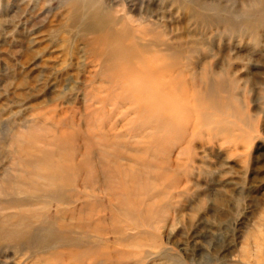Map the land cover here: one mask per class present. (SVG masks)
Wrapping results in <instances>:
<instances>
[{
	"label": "rangeland",
	"instance_id": "374dc122",
	"mask_svg": "<svg viewBox=\"0 0 264 264\" xmlns=\"http://www.w3.org/2000/svg\"><path fill=\"white\" fill-rule=\"evenodd\" d=\"M0 227V264H264V0H0Z\"/></svg>",
	"mask_w": 264,
	"mask_h": 264
},
{
	"label": "bare ground",
	"instance_id": "6f19581e",
	"mask_svg": "<svg viewBox=\"0 0 264 264\" xmlns=\"http://www.w3.org/2000/svg\"><path fill=\"white\" fill-rule=\"evenodd\" d=\"M205 6V5H204ZM97 19H100V20H103V19H106L108 16L106 15V13L104 14H98V15H96L95 16ZM111 21V20H110ZM120 21V20H119ZM108 22V21H107ZM100 23V22H99ZM116 24H118V23H116ZM120 24V23H119ZM121 25V24H120ZM122 26V25H121ZM120 27V26H119ZM118 28V27H117ZM118 30V29H117ZM117 30H114L113 28H110V30L108 29V31L104 34V37H103V39H101V40H104L105 41V44H107V46L109 47L108 48V52L107 51H104V52H102L101 53V55H103V54H105L106 55V53H107V59H106V61L108 60V58H110L111 60H113L112 61V63H111V68H113V69H116V68H121V70H123V69H125V70H128V68H129V66L130 65H128L129 63H127L128 61L130 62L131 61V59H133V57H136V56H138L137 58H138V60H139V58L141 59V60H143V58H145V56H146V54H142V55H138V53H137V55L135 56V55H132V54H135V53H133V49L132 48H130V47H128V45L127 44H123V42H122V40L120 39V37H118V33H117ZM124 30V29H123ZM121 31V30H120ZM151 32V31H150ZM121 33V32H120ZM155 33V32H154ZM129 34V33H128ZM152 34V33H151ZM127 35V34H126ZM124 37H126V36H124ZM93 39V38H92ZM96 42H98V41H96ZM91 43V42H90ZM98 44V43H97ZM123 44V45H122ZM147 48V47H146ZM170 49V48H169ZM160 54V53H159ZM168 55V54H167ZM162 57V56H161ZM164 57V56H163ZM152 58H154V56H152ZM165 58V57H164ZM110 60V61H111ZM103 63H105V62H103ZM127 63V67H126V64ZM176 63V57H174V56H172V54L171 55H168V59H166L161 65V68H158L157 70H155L154 68H151L150 70L152 71V73L153 72H161V71H163L164 69L166 70V69H168V67L169 68H173L174 69V64ZM129 69H131V68H129ZM155 72V73H156ZM170 72V71H169ZM172 75H173V73H172ZM174 76V75H173ZM185 76V75H184ZM177 84V83H176ZM182 101V100H181ZM75 135V134H74ZM61 157H63V156H61ZM62 168V166H59V165H57V164H55V165H53V164H51L50 166H46V172L44 173V176H45V178H50V179H52L53 180V178H57L59 175H65L66 173H67V168H65V169H61ZM55 188H57V189H59V187L58 186H54ZM53 188V187H52ZM4 191H5V189H4ZM42 191V190H41ZM53 191H57L56 189H52V190H49V191H47V194H49L50 196H52L53 195ZM7 192V191H6ZM15 194V193H14ZM56 196L57 195H59L60 196V193H57V194H55ZM59 198V197H58ZM59 200V199H58ZM16 202V201H15ZM11 203V202H10ZM14 205H15V203H14ZM28 226H29V228H28ZM26 228H25V231H26V235H28L29 237H33V235L36 233V231L33 229V226H31V225H26L25 226ZM62 228L61 229H58L59 231V233L61 232V234H70V230L71 229H69V228H67L66 226H61ZM1 229H3L2 227H0ZM6 232L7 230L6 229H4V230H2L1 232ZM1 232H0V234H1ZM12 231L11 230H8V233L6 234V233H4V234H6V235H9V237H11L12 238ZM14 235V234H13ZM18 236H20L21 237V235L22 236H24L22 233H19V234H17ZM14 237V236H13ZM28 237V238H29ZM6 238H7V236H6ZM16 238H17V236H16ZM22 238V237H21ZM13 239V238H12ZM15 239V238H14ZM13 239V240H14ZM18 239V238H17ZM40 239V238H39ZM63 239V238H62ZM75 239H78V237L77 238H74L73 236H72V241H74V243H76L77 245L79 244V242L81 241V240H75ZM19 241H20V239H19ZM18 241V242H19ZM22 241V240H21ZM26 241V240H25ZM14 242H16L15 240H14ZM28 242V241H27ZM33 242V241H32ZM31 242V243H32ZM48 242V241H47ZM17 243V242H16ZM21 243L19 242V245H20ZM39 244V243H38Z\"/></svg>",
	"mask_w": 264,
	"mask_h": 264
}]
</instances>
